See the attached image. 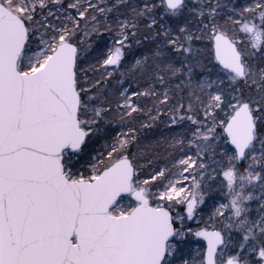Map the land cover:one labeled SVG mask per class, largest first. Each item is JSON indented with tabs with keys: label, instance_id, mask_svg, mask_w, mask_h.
<instances>
[{
	"label": "snow or ice",
	"instance_id": "6c2138e0",
	"mask_svg": "<svg viewBox=\"0 0 264 264\" xmlns=\"http://www.w3.org/2000/svg\"><path fill=\"white\" fill-rule=\"evenodd\" d=\"M0 264H264V0H0Z\"/></svg>",
	"mask_w": 264,
	"mask_h": 264
},
{
	"label": "rangeland",
	"instance_id": "374dc122",
	"mask_svg": "<svg viewBox=\"0 0 264 264\" xmlns=\"http://www.w3.org/2000/svg\"><path fill=\"white\" fill-rule=\"evenodd\" d=\"M108 44L111 45V40H108ZM163 128H164V126L161 125L159 128L154 129L153 131L146 133L144 135L145 142L148 143V142H151L154 138H159L160 132H161V130ZM243 167L244 166L241 165V170H243ZM151 172H152V168L146 166L144 168L143 172L141 173V178L142 179L148 178V175ZM220 179H222V177H219L218 178V180H217V186H218V183H219V180ZM214 198L216 200H218V201L226 202L224 200V197H222V196L217 195ZM174 211H180V206H178L176 209H174ZM204 219L207 220V216L206 215L204 216ZM188 223H190L193 226H195V221H189ZM201 245H203V248L201 247ZM203 249H204V243H203V241L197 242V239L196 238H193V243L189 246L188 249H186L184 258L185 259H188L190 261H197L199 259L198 252L203 251Z\"/></svg>",
	"mask_w": 264,
	"mask_h": 264
},
{
	"label": "water",
	"instance_id": "95a60500",
	"mask_svg": "<svg viewBox=\"0 0 264 264\" xmlns=\"http://www.w3.org/2000/svg\"><path fill=\"white\" fill-rule=\"evenodd\" d=\"M203 242H204V241H203ZM204 250H206V242H204ZM204 250H203V251H204Z\"/></svg>",
	"mask_w": 264,
	"mask_h": 264
}]
</instances>
